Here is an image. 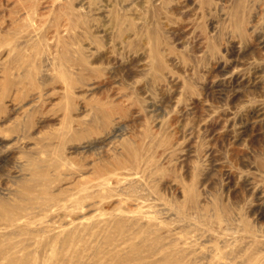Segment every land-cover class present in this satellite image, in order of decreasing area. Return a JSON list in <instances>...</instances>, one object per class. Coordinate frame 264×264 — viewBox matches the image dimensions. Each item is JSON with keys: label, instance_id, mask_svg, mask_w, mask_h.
Masks as SVG:
<instances>
[{"label": "rangeland", "instance_id": "rangeland-1", "mask_svg": "<svg viewBox=\"0 0 264 264\" xmlns=\"http://www.w3.org/2000/svg\"><path fill=\"white\" fill-rule=\"evenodd\" d=\"M0 264H264V0H0Z\"/></svg>", "mask_w": 264, "mask_h": 264}, {"label": "bare ground", "instance_id": "bare-ground-1", "mask_svg": "<svg viewBox=\"0 0 264 264\" xmlns=\"http://www.w3.org/2000/svg\"><path fill=\"white\" fill-rule=\"evenodd\" d=\"M31 203V202H30ZM13 235V234H12Z\"/></svg>", "mask_w": 264, "mask_h": 264}]
</instances>
